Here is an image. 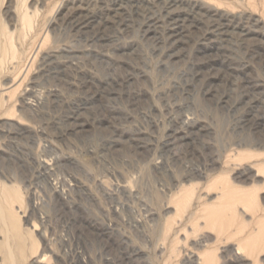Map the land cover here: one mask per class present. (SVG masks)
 <instances>
[{
  "label": "rangeland",
  "instance_id": "obj_1",
  "mask_svg": "<svg viewBox=\"0 0 264 264\" xmlns=\"http://www.w3.org/2000/svg\"><path fill=\"white\" fill-rule=\"evenodd\" d=\"M50 181L94 255L264 264V0H0V202L39 241L0 214V264H63L29 207Z\"/></svg>",
  "mask_w": 264,
  "mask_h": 264
},
{
  "label": "built area",
  "instance_id": "obj_2",
  "mask_svg": "<svg viewBox=\"0 0 264 264\" xmlns=\"http://www.w3.org/2000/svg\"><path fill=\"white\" fill-rule=\"evenodd\" d=\"M49 189H45V192L42 190L37 194L36 191L35 193L31 192L29 207L36 220L33 227L35 230L41 228L40 235L46 241L45 248L51 252L50 255L53 258L56 257L58 262L60 261L63 264H129V262L123 261L125 252L110 247L109 250L97 251L94 255L92 251L96 250L95 247L92 248V251L87 249V247L91 248L92 244L87 245L86 242L80 244L79 240L75 241L72 226L69 229H60V219L62 214L66 212L64 206L69 199H67L65 190L56 186L55 182L50 181ZM50 192L52 194H49ZM55 193H58V197L62 199V202L56 199ZM68 203L66 205L71 204L70 212L74 214L73 212L76 211L73 208L78 204L76 199L72 198ZM120 238L122 239V237Z\"/></svg>",
  "mask_w": 264,
  "mask_h": 264
},
{
  "label": "bare ground",
  "instance_id": "obj_3",
  "mask_svg": "<svg viewBox=\"0 0 264 264\" xmlns=\"http://www.w3.org/2000/svg\"><path fill=\"white\" fill-rule=\"evenodd\" d=\"M6 36H7V33H6ZM1 190L2 191L0 193L2 194V196L4 198H6V200H9L12 202L15 200H21V202L24 203V201H23L24 197H23V195H21L19 193L20 191H19L18 187H16V185H8V186H5ZM177 204L179 205V200H178ZM178 205H177V212H178ZM0 214H1V219L3 220L4 224L7 227L8 238L11 237V233L12 234L14 233V236L18 240V244H19V249H18L19 254L18 255L20 257H24L27 254V252H29V251L31 254L36 255L38 252V248H39V241L37 239H34V241L32 242V245H29V242L27 241L26 237L22 233L21 229L17 226V223L14 221V219L6 216L3 204L1 202H0ZM33 232L34 231L31 230V234H33ZM7 249H8V253L11 255V261L10 262H12L14 264L15 263V255H13V250H12L11 245H8ZM44 260H46L47 263L50 264V260H47V257L45 255H44L43 261Z\"/></svg>",
  "mask_w": 264,
  "mask_h": 264
}]
</instances>
